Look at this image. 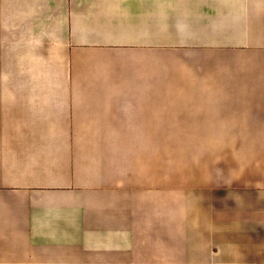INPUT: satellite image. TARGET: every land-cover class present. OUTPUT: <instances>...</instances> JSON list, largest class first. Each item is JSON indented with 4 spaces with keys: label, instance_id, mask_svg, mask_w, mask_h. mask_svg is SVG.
<instances>
[{
    "label": "crops",
    "instance_id": "crops-1",
    "mask_svg": "<svg viewBox=\"0 0 264 264\" xmlns=\"http://www.w3.org/2000/svg\"><path fill=\"white\" fill-rule=\"evenodd\" d=\"M262 146L264 0H0V264H264Z\"/></svg>",
    "mask_w": 264,
    "mask_h": 264
},
{
    "label": "rangeland",
    "instance_id": "rangeland-1",
    "mask_svg": "<svg viewBox=\"0 0 264 264\" xmlns=\"http://www.w3.org/2000/svg\"><path fill=\"white\" fill-rule=\"evenodd\" d=\"M245 151H242V150ZM264 153V146L256 151V157ZM247 146L233 145H162L161 161L162 167L171 168V171L180 173L182 169H187L193 174L202 173L214 174L226 169L240 168V160L247 159ZM248 160V159H247ZM244 160V161H247ZM239 161V162H238ZM242 164L243 169L248 168ZM223 169V170H222ZM201 170H205L201 172ZM240 170V169H239ZM206 174V175H207ZM201 180L200 176L195 177ZM212 178V176H209Z\"/></svg>",
    "mask_w": 264,
    "mask_h": 264
}]
</instances>
